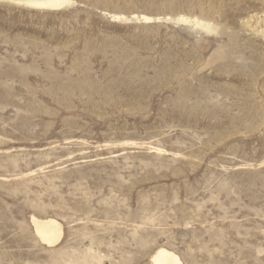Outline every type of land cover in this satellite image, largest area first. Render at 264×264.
<instances>
[{"label":"rangeland","instance_id":"rangeland-1","mask_svg":"<svg viewBox=\"0 0 264 264\" xmlns=\"http://www.w3.org/2000/svg\"><path fill=\"white\" fill-rule=\"evenodd\" d=\"M72 1H0V264H264V0Z\"/></svg>","mask_w":264,"mask_h":264},{"label":"bare ground","instance_id":"bare-ground-1","mask_svg":"<svg viewBox=\"0 0 264 264\" xmlns=\"http://www.w3.org/2000/svg\"><path fill=\"white\" fill-rule=\"evenodd\" d=\"M12 2V4L17 6H23L32 10L40 11H57L73 4L72 0H13ZM141 20L144 23H153L155 20L159 21L160 19H153L152 17L143 15ZM176 20L178 22H185L187 24H191L194 27L203 28L206 30H209L212 27L210 23L204 22L197 18H187L180 16ZM33 224L38 237L45 245L53 247L63 237L64 233L62 225L55 219L49 218L42 220L33 217ZM153 262L154 264H183L176 254L166 249H160L157 252V255L153 258Z\"/></svg>","mask_w":264,"mask_h":264},{"label":"water","instance_id":"water-1","mask_svg":"<svg viewBox=\"0 0 264 264\" xmlns=\"http://www.w3.org/2000/svg\"><path fill=\"white\" fill-rule=\"evenodd\" d=\"M0 1H2V2H8V3H13L12 2L13 0H0Z\"/></svg>","mask_w":264,"mask_h":264}]
</instances>
